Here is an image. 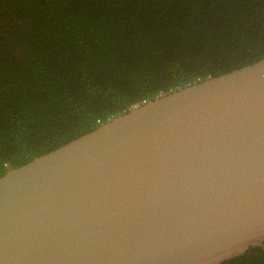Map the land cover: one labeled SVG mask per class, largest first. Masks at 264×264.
<instances>
[{"label":"water","instance_id":"95a60500","mask_svg":"<svg viewBox=\"0 0 264 264\" xmlns=\"http://www.w3.org/2000/svg\"><path fill=\"white\" fill-rule=\"evenodd\" d=\"M264 248V57L0 176V264H219Z\"/></svg>","mask_w":264,"mask_h":264},{"label":"trees","instance_id":"16d2710c","mask_svg":"<svg viewBox=\"0 0 264 264\" xmlns=\"http://www.w3.org/2000/svg\"><path fill=\"white\" fill-rule=\"evenodd\" d=\"M263 57L264 0H0V176ZM219 264H264V248Z\"/></svg>","mask_w":264,"mask_h":264}]
</instances>
